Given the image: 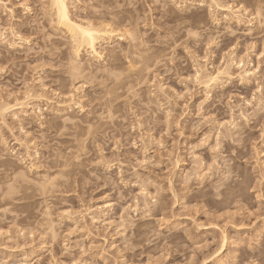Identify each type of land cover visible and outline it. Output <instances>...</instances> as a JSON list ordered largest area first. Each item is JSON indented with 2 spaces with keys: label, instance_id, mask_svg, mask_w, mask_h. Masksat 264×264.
Wrapping results in <instances>:
<instances>
[{
  "label": "rangeland",
  "instance_id": "obj_1",
  "mask_svg": "<svg viewBox=\"0 0 264 264\" xmlns=\"http://www.w3.org/2000/svg\"><path fill=\"white\" fill-rule=\"evenodd\" d=\"M72 1L77 18L121 19L110 22L115 38L106 47H115L119 58L109 67V51L100 61L83 52L78 62L89 69L78 79L69 72L67 38L49 23L46 0L0 4V30L8 39L13 30L27 40L10 49L0 38V102L30 107L26 117L18 107L0 119V264H216L222 258L223 264H246L264 258V114L261 120L254 115L264 89V0L262 20H252L250 28L244 26L250 17L241 25L227 21L209 0L203 7L197 5L202 0ZM250 2L218 4L253 13ZM146 45L158 64L115 81L112 73L128 65L122 51L139 54ZM230 59H243L255 75L240 81L232 69L222 88L206 96L194 81L196 67L213 73ZM29 92L32 99L25 100ZM229 107L240 126L237 112H246L250 127L243 126V140L231 146L219 136L221 150L213 153L231 121ZM16 140L29 142L30 159ZM41 177L54 178V187L42 192ZM143 189L146 199L138 196ZM104 202L111 204L106 223L99 215L92 223L87 213Z\"/></svg>",
  "mask_w": 264,
  "mask_h": 264
},
{
  "label": "bare ground",
  "instance_id": "obj_2",
  "mask_svg": "<svg viewBox=\"0 0 264 264\" xmlns=\"http://www.w3.org/2000/svg\"><path fill=\"white\" fill-rule=\"evenodd\" d=\"M46 1H47L46 3H47L48 13H49V17H48L49 18V23L54 25L53 29L55 31H57L60 34L64 33L63 35L68 40L67 45L69 46V49H70V52H71L70 54L73 57V58L71 57L73 63H72V61H70L72 64L69 66V72L71 73L73 79H74V76L76 77V79H78L83 72H85L87 69H89V68H87V66L82 65L81 62H78V60L80 58V55L83 54V52H84V54L87 57H89L90 59L92 58V59H97L98 61H100L103 58L102 52L107 50L106 47H108V44H111L113 38H115V36L113 34L106 35V36L105 35H99V36L93 37L92 39H94V41H95V43L93 44V48L95 49V52H93V48L88 47V44L90 43L89 38L87 36H85L82 32H80V29L81 28L86 29V30L91 29V30H97V31H100V32L108 31V32H112L113 33L114 30H113L112 27L105 28L104 25H111V23L119 24L121 19L118 18V17H115V16L108 17V16H104L103 15V16L99 17V16H94L93 15V19L94 20H92V21H94V22H92L91 20L89 21V19L86 20V19H82V18H77L75 16H72L71 11H70V6L73 5V1L72 0H65V2L67 4L68 20L70 21V23L69 22H65V23L61 24L59 22V19H58L59 9L54 7V0H46ZM219 1L220 0H209V2H210L209 8L215 7L217 10L224 12V19L227 20V21L234 20V22H236V23L241 25V23L244 22V21H242V18L244 17V15H246V17H248V18L250 17V21H247V22L245 21L244 22V26H246L247 28H250L252 26V23H251L252 20H262L263 13H262V10H261V5H260L262 3L261 0H251V2H250L251 4L250 5H251V7L253 9V13H247L245 9H242V10L239 11V9H235L232 6H229V4L228 5H220V4H218ZM197 5L199 7H203V0L199 1ZM229 8H231V10H229ZM248 31H250V29H248ZM129 32H130V30L129 31L126 30L125 32H123L124 33L123 35L125 36L127 34V36H128ZM73 33L76 34V38L82 44V46L79 48L78 52L74 51V44H73L74 36H73ZM9 35H10L11 39H8V35L6 34V32L3 31V29L0 30V38H1L2 42H4L10 49H14L16 44H19L20 42L21 43H27L26 42L27 40L23 39L19 34L13 32V30H11L9 32ZM120 36H122V35H120ZM124 36H122V38ZM129 36H131V35H129ZM118 37H119V35H118ZM116 40H119V38L116 39ZM17 42H19V43H17ZM144 43H147V42H144ZM141 44H142V42H141ZM147 47H146V49H147ZM148 48L149 49H147L146 51L142 50L143 51L142 53H145L147 57H145L144 55H143L144 57L142 56L141 50L139 48L137 49L138 51L140 50L139 54H138V52H136V50L133 51L134 48H133L132 51H130L129 49L122 51V52H125L123 56H124L125 59L128 60V65H127V68L125 70H123L121 75H123L125 77H128L130 75H138L139 73H141V71L143 70L144 67L146 68L148 66L150 67L152 65L155 66L156 64H158L160 57L157 56L156 54H154L153 50L150 47H148ZM116 50L117 49L115 47L114 48H109L107 50L110 53L109 67H112L113 62L116 61L119 58V55H118L119 53ZM96 53H98L99 55H97ZM137 54L139 56H137ZM135 55H136V57L138 59H140L139 61L131 60L130 57L131 56L134 57ZM244 66L245 65H244L243 59H239L237 61L235 59H230V61H224L223 66L221 68H218L213 73L212 72H208V70L204 66H197L196 69H195V72H194V81H195V73L197 71H200L202 82L203 83H208V77L209 76H215L217 72H223V73H225V75H224L225 77L230 78L231 75H232L231 74V70L232 69H237L239 71V73H237V77H239V80L240 81L242 80V81L246 82V81L251 79L250 77L255 75L254 74L255 72H253V69H247V68L245 69ZM76 69H79L78 73L76 72ZM223 77H221V78H223ZM221 78H220V81L222 80ZM114 80L117 81V79L115 77H114ZM195 83H196V81H195ZM203 83L197 84V85L201 86L204 89V91H206V94H207L206 96H208V94L211 92V90H213L215 88H222V85H220L221 82L209 83L208 87H204ZM41 87H44V86L41 85ZM256 88L259 90L261 88L260 84H258L256 86ZM25 97H26L25 100L26 99H28V100L32 99V95H30V96L29 95H25ZM35 97L38 98V99L41 98L40 96H35ZM205 99H208V98H205ZM4 102H0V119L1 120H3L4 116H6V114L8 112L14 111L18 107L23 109L21 111V114H23L24 117L28 116V108H30V107H28L29 105L27 103H20L19 100H15L16 103L14 105H12V104L10 105V104H6V102L5 103ZM17 102H19V103H17ZM245 105L249 106L250 105L249 101L246 100L245 101ZM257 105L259 106L260 109L259 110H254V115H255L257 120H261L262 117H263V114H264V110H262L261 99L257 100ZM229 113H230V115H229L230 116V120L231 121L235 120L234 119V115L235 114H234V110H233L232 107H229ZM237 115H238L237 119H240V121L242 122L241 124L243 126L250 127L249 126L250 125V120H248V116L246 115V112H244L243 110L239 109L238 112H237ZM13 116H15V114H13ZM231 121H229V122H231ZM255 122L256 121L253 120L252 123H254V125H255ZM225 124L228 125V123H225ZM221 125H222L221 123L218 124V127L221 126ZM227 125H226L227 128L224 125V127H225L224 128L225 129L224 132L220 131L218 133V136H220L223 139L224 143L226 145H230L231 146V144L232 143L234 144L235 141H242L244 132L242 131L243 128H241L240 124H237V127L234 128V129L230 128L229 125L228 126ZM238 132L240 133L239 135L237 134ZM235 136H237L238 138L234 139ZM16 142L18 143V146L23 147V149L25 150V155H26L27 159H30L31 155L28 153L29 152V145H28L29 142H25L23 144L21 142L17 141V140H16ZM36 154L37 153L35 152V155ZM231 160H234V159H230V161ZM222 165H226V163L222 162ZM29 169L32 170V165H30ZM39 185H40V188H41L42 192H46L47 190H49V188L54 187V178H52V177H47V178L41 177V181H40ZM143 191H145V190L143 189ZM146 194L147 193H144V194L139 193V195L138 194L137 195L139 197L141 196L144 199H146L145 198ZM134 198H136V197H134ZM143 202H144V200H143ZM136 204H137V202H135V205ZM147 204L144 202L143 205H142L143 208H145V210H146V208L149 207V206H147ZM110 209H111V204L108 203V202H104V204H102V206L99 207V209H96L94 211H91V210L88 209L89 212L87 214L89 215L90 220H91L92 223H98V219H100V217H102V218H104L103 221H102V224H103V222L105 224L106 222H105V217L104 216H106L107 212ZM45 210H47V209H45ZM44 212H45V215L49 213L47 211H44ZM46 216L48 218L50 216V213H49V215H46ZM120 219H121V223L120 224H122L123 219L122 218H120ZM49 220L47 219V221H48L47 222L48 223L47 227L50 230L52 238L54 239V235H55L54 232H53L54 231L53 230V227H54L53 224L54 223L51 221L50 218H49Z\"/></svg>",
  "mask_w": 264,
  "mask_h": 264
},
{
  "label": "snow or ice",
  "instance_id": "obj_3",
  "mask_svg": "<svg viewBox=\"0 0 264 264\" xmlns=\"http://www.w3.org/2000/svg\"><path fill=\"white\" fill-rule=\"evenodd\" d=\"M3 3V0H0V4ZM54 7H56L57 9H59V14H58V19H59V22L61 24L65 23V22H69L70 21L68 20V11H67V4L65 2V0H54ZM229 10H231V8H229ZM264 10V9H262ZM105 28H110L111 25H104ZM80 32H82L85 36H87L90 40V43L88 44V47L90 48H93V44L95 43L94 39H92L93 37L95 36H99V35H111V34H114L112 32H108V31H104V32H100V31H97V30H91V29H83L81 28L80 29ZM129 35H132L131 32H129ZM73 36H74V40H73V44H74V51L75 52H78L79 51V48L82 46V44L80 43V41L76 38V34L73 33ZM189 36L190 37H196L197 39H199V35L198 33H194V32H189ZM211 43L210 42V45L211 46ZM179 47V45L177 46ZM186 51H191L190 49L188 48H185ZM93 52H95V49L93 48ZM97 55H99L98 53H96ZM76 72L78 73L79 72V69H76ZM112 75L118 80L120 78V73H112ZM225 75V73L223 72H217L215 76H209L208 77V83H203L202 80H201V74H200V71H197L195 73V81L197 84H201L203 83V86L204 87H208L209 86V83H218L220 82V78L223 77ZM74 79H76V77L74 76ZM193 79L192 76H187V80L191 81ZM155 83V82H153ZM161 92L164 91L163 88L160 89ZM135 90H131L130 91V95L134 94ZM261 92H262V97H261V105H262V110H264V89H261ZM27 95H31V93H27ZM177 99H184V96H178ZM255 99V97H253V100ZM171 117H172V114L171 112L169 113V119L171 120ZM208 120H211V117H208L207 118ZM229 127L230 128H236L237 127V123L235 120L231 121V122H227ZM224 125H221V128H223ZM262 137H264V131H262ZM216 145L215 147L212 148V151L213 153H219L220 150H221V138L218 136L216 138ZM161 147H163V145H161ZM198 159V158H197ZM144 164H147L148 161H144L143 162ZM212 171V169L210 168L209 169V172L208 173H205L204 176H198L197 179L198 180H203L205 178V176H207L210 172ZM225 179H227V177H225ZM190 182V181H189ZM186 186H187V182H186ZM141 194H144L143 193V190L141 192ZM159 195V193H157V196ZM156 200L155 198H153V203H155ZM162 223H167L166 220H163L162 219ZM69 235H71V232L69 233ZM81 255L83 257H87L88 256V252L87 251H84L82 250V253ZM73 264H91V261L90 260H77V261H73Z\"/></svg>",
  "mask_w": 264,
  "mask_h": 264
},
{
  "label": "clouds",
  "instance_id": "obj_4",
  "mask_svg": "<svg viewBox=\"0 0 264 264\" xmlns=\"http://www.w3.org/2000/svg\"><path fill=\"white\" fill-rule=\"evenodd\" d=\"M157 2H159V0H157ZM203 103V102H202ZM241 128H243V125L241 126ZM238 135L240 134L239 132L237 133ZM235 142H239V141H235ZM175 167V164H173V168ZM167 191H171V189H161V192H167ZM182 264H187V261L182 262ZM197 264H199V261H197ZM205 264H207V261H205ZM216 264H223V258L221 259V261H217ZM246 264H264V258L257 260H252L249 262H246Z\"/></svg>",
  "mask_w": 264,
  "mask_h": 264
}]
</instances>
